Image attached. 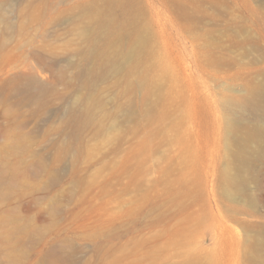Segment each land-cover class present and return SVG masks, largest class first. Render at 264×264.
Returning <instances> with one entry per match:
<instances>
[{"label": "rangeland", "instance_id": "rangeland-1", "mask_svg": "<svg viewBox=\"0 0 264 264\" xmlns=\"http://www.w3.org/2000/svg\"><path fill=\"white\" fill-rule=\"evenodd\" d=\"M126 1L0 0V264H246L232 246L264 202L224 195L226 121L256 123L264 0ZM90 5L112 12V37ZM28 76L39 100L17 90ZM80 97L91 110L71 122Z\"/></svg>", "mask_w": 264, "mask_h": 264}, {"label": "bare ground", "instance_id": "bare-ground-1", "mask_svg": "<svg viewBox=\"0 0 264 264\" xmlns=\"http://www.w3.org/2000/svg\"><path fill=\"white\" fill-rule=\"evenodd\" d=\"M114 1H117L119 3L124 2L123 3L124 7L125 6L128 7L131 4L130 1H126V0H114ZM94 9L95 7H93V5H90L88 8L91 17L97 19L101 28L106 29L107 34L110 35V37H112L115 34V30L117 28L116 18L113 16L112 12L109 13L108 10L97 12V10ZM127 12L130 13L132 19L135 18L136 13H134L133 11L131 12L130 10H128ZM1 22H2V18L0 17V23ZM0 34H1V29H0ZM89 41L91 43L93 42L94 44L92 45L91 50L89 49L90 52L88 54V57L89 59H94L95 58L94 56L100 52L101 47L98 45L99 43L95 42V40L93 41L92 38H89ZM147 43H149L148 39L144 37L143 34H139L134 44L135 46L131 50L132 53L134 55L135 53H139L140 52L139 50L144 48ZM238 43L241 46L243 45V42H238ZM90 75L94 77V73H90ZM263 83L264 81L262 83L261 82L256 83L254 81H251L248 85L246 92L247 99L244 100V106L248 105V107L253 111L252 114L255 117L256 123L250 125L249 122H247L240 114H233L232 116H229L226 121V127H227L226 147H228L231 160L226 166L224 165L226 173L224 172L223 179L224 181L227 182L228 187L230 186L229 189L224 191V195L233 204H237L238 202H241L243 200L246 201V203L248 204L247 207L250 209L249 212L251 213H253V210L260 208V206L264 202L263 199L264 187L258 181L259 175L263 173L262 167H264V129L262 128L261 124L258 123V120L260 121L264 120V93H263L264 84ZM254 84H260V85L254 87ZM16 87L18 91H28L29 98L32 99L37 98L39 100V98L36 96L35 91L31 92L33 88L41 89V86L37 83L34 77L28 76L22 80H18L16 82ZM224 103L226 106L227 105L229 106L227 107L229 109L226 108L225 109L227 110L228 113H230L232 109L242 107L239 105V103L242 104L243 102H241L240 100L235 101L226 98L224 100ZM91 105L92 104L89 101V99H81V97L76 98V101L73 102V107L71 108L78 107V110L71 114L70 121L77 122L80 117L88 118V113L91 110ZM70 106H72V103ZM72 111L74 110H71V112ZM251 184H256L259 192L258 195L257 194L254 195L251 192L250 190ZM235 209H233V211H235ZM246 229L247 232H250V227H247ZM240 249L241 248L239 247V245L234 244L232 246L231 256H233V258H239L240 261L243 260V262H245L246 264H264V225L260 226L258 230L254 231V235L251 240L246 239L245 249L243 247H242V251Z\"/></svg>", "mask_w": 264, "mask_h": 264}]
</instances>
